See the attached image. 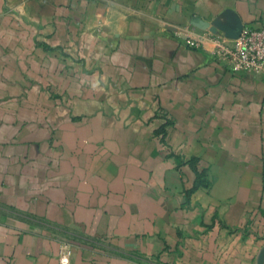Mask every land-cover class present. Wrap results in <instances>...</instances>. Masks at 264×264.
<instances>
[{
	"label": "crops",
	"instance_id": "obj_1",
	"mask_svg": "<svg viewBox=\"0 0 264 264\" xmlns=\"http://www.w3.org/2000/svg\"><path fill=\"white\" fill-rule=\"evenodd\" d=\"M263 23L264 0H0V264H59L66 233L73 264H264V74L209 36Z\"/></svg>",
	"mask_w": 264,
	"mask_h": 264
},
{
	"label": "built area",
	"instance_id": "obj_2",
	"mask_svg": "<svg viewBox=\"0 0 264 264\" xmlns=\"http://www.w3.org/2000/svg\"><path fill=\"white\" fill-rule=\"evenodd\" d=\"M215 42L216 59L232 73L264 74V23L259 26L245 24L238 37L228 40L225 36L209 35ZM192 46L202 45L201 39L188 38ZM95 246L102 247L99 243ZM74 239H59V264H73ZM219 264V263H216Z\"/></svg>",
	"mask_w": 264,
	"mask_h": 264
},
{
	"label": "water",
	"instance_id": "obj_3",
	"mask_svg": "<svg viewBox=\"0 0 264 264\" xmlns=\"http://www.w3.org/2000/svg\"><path fill=\"white\" fill-rule=\"evenodd\" d=\"M199 24L202 25V26H209L210 25V23L208 21H203V20L202 21H199ZM243 26L244 25H242V26H240L238 28H236V27H230V26L227 27L226 26V27H223V29L226 31V35L228 37L236 38V37H238L240 35Z\"/></svg>",
	"mask_w": 264,
	"mask_h": 264
},
{
	"label": "trees",
	"instance_id": "obj_4",
	"mask_svg": "<svg viewBox=\"0 0 264 264\" xmlns=\"http://www.w3.org/2000/svg\"><path fill=\"white\" fill-rule=\"evenodd\" d=\"M78 235V234H77ZM65 236H68V237H70V238H72V239H74V240H76V239H78L79 238V235L78 236H75V235H73V234H71V233H66V235ZM82 238L80 237V239L79 240H81ZM90 241V242H92V244H94L95 245V243H96V241L97 240H95L94 241V239H89V238H86V237H84V239H83V241ZM89 242V243H90Z\"/></svg>",
	"mask_w": 264,
	"mask_h": 264
}]
</instances>
